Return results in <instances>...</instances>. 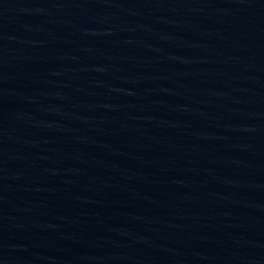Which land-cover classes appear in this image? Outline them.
Wrapping results in <instances>:
<instances>
[{"label":"water","instance_id":"obj_1","mask_svg":"<svg viewBox=\"0 0 264 264\" xmlns=\"http://www.w3.org/2000/svg\"><path fill=\"white\" fill-rule=\"evenodd\" d=\"M0 264H264V85L184 0H0Z\"/></svg>","mask_w":264,"mask_h":264}]
</instances>
